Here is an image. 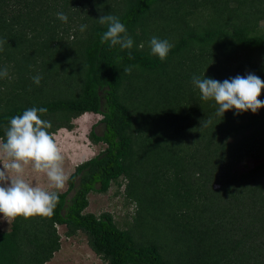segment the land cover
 Returning <instances> with one entry per match:
<instances>
[{"label":"trees","instance_id":"obj_1","mask_svg":"<svg viewBox=\"0 0 264 264\" xmlns=\"http://www.w3.org/2000/svg\"><path fill=\"white\" fill-rule=\"evenodd\" d=\"M104 14L126 26L131 50L101 43ZM262 22L264 0H0V140L11 117L35 106L48 109L52 136L100 114L103 129L88 137L104 144L69 174L52 217L0 229V264L46 263L60 248L56 225L83 232L103 264H264V108L217 115L192 83L264 81ZM153 36L173 45L164 61ZM246 159L259 162L238 171ZM123 180L136 204L126 228L85 211L90 191Z\"/></svg>","mask_w":264,"mask_h":264},{"label":"clouds","instance_id":"obj_2","mask_svg":"<svg viewBox=\"0 0 264 264\" xmlns=\"http://www.w3.org/2000/svg\"><path fill=\"white\" fill-rule=\"evenodd\" d=\"M57 18L68 22L63 12H58ZM98 22L106 26L101 35V43H108L110 47L119 46L121 50H131L134 44L126 26L119 17L107 14L101 15ZM87 25H81L83 32ZM173 45L166 39L153 36L150 39L151 53L166 60ZM0 47V51H2ZM131 59V52L129 51ZM133 66L124 71L131 73ZM135 67H139L136 65ZM8 77L7 68L0 69V78ZM42 77H32L33 83L39 85ZM193 85L199 89L201 99L212 100L218 105L217 115L224 116L229 110H236L235 114L251 111L256 114L264 108V101L258 99L264 89V81L255 74L237 75L234 78L220 82L213 78H203L194 75ZM45 107H31L22 115L10 118L5 130V139L0 140V214L14 220L18 216L28 219L33 216L52 217L59 203L58 192L65 188L69 176L64 169V155L54 137L49 133L52 124L43 119L47 113ZM208 120L205 124H210ZM31 165L33 171L44 174L50 181V186L57 191H48L40 186H33L25 179L26 167Z\"/></svg>","mask_w":264,"mask_h":264},{"label":"rangeland","instance_id":"obj_3","mask_svg":"<svg viewBox=\"0 0 264 264\" xmlns=\"http://www.w3.org/2000/svg\"><path fill=\"white\" fill-rule=\"evenodd\" d=\"M262 24L264 25V22ZM100 118V114L84 113L74 120L72 130L59 129L53 135L64 155V169L68 176L73 172L77 164L93 157L103 149V143H92L88 137L93 125H95L94 129L97 133H100L103 129L102 124H97ZM258 162V160L246 159L245 162L238 166V171H246ZM0 163H3V161L0 160ZM0 168H2V164H0ZM25 179L33 186L43 187L50 192L57 191L50 186V181L46 175L36 173L31 165L26 167ZM77 180L75 188L70 191L69 196L74 193L78 186ZM124 183L125 180H123L121 185L111 183L106 192L90 191L87 194L88 206L85 211L96 215L102 212H110L116 224L121 228H126V222H130L133 219L136 204L126 199ZM67 186L68 183H66L62 191L66 190ZM11 220L0 214V229H9ZM56 230L60 234V248L44 264H103V260L88 246L87 237L83 232H77L73 236H66L63 225H56Z\"/></svg>","mask_w":264,"mask_h":264}]
</instances>
